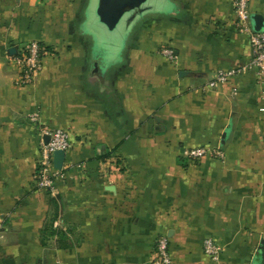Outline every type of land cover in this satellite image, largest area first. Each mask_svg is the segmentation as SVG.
Returning a JSON list of instances; mask_svg holds the SVG:
<instances>
[{
	"label": "crops",
	"instance_id": "crops-1",
	"mask_svg": "<svg viewBox=\"0 0 264 264\" xmlns=\"http://www.w3.org/2000/svg\"><path fill=\"white\" fill-rule=\"evenodd\" d=\"M248 9L264 17V0ZM94 11L92 0H0V264H153L162 235L172 264H215L207 238L224 264H264V80L201 89L250 60L232 4L162 0L108 36ZM90 32L125 39L117 60L103 61ZM31 41L43 69L22 86L7 49ZM52 129L70 148L50 192L32 175ZM192 148L223 158L184 156Z\"/></svg>",
	"mask_w": 264,
	"mask_h": 264
},
{
	"label": "built area",
	"instance_id": "built-area-1",
	"mask_svg": "<svg viewBox=\"0 0 264 264\" xmlns=\"http://www.w3.org/2000/svg\"><path fill=\"white\" fill-rule=\"evenodd\" d=\"M232 4L235 15V26L237 30L248 36L251 49L250 60L242 65L228 69L218 70L213 77L206 82L201 88L202 91L213 90L220 85L229 83L234 78L253 73L258 83L264 80V31L254 33L249 23V0H227ZM161 54L169 61L175 59L170 49H162ZM43 48L36 41L26 44L17 54L11 57V62L18 70L17 84L22 86L32 85L43 69L42 63ZM29 121H38L36 113L28 116ZM45 140L40 141V152L37 170L33 173L32 178L37 189L53 192L56 182L62 180L65 176L63 169L56 170L53 167V153L58 150L65 152L70 148V139L67 131L63 129H52L44 132ZM184 156L191 159L205 156L223 158L220 150H209L205 148H192L184 152ZM203 254L215 264H224L221 262L222 247L212 239L207 238L202 243ZM155 257L153 264H172V258L169 251L168 238L164 235L159 236L156 240Z\"/></svg>",
	"mask_w": 264,
	"mask_h": 264
},
{
	"label": "water",
	"instance_id": "water-1",
	"mask_svg": "<svg viewBox=\"0 0 264 264\" xmlns=\"http://www.w3.org/2000/svg\"><path fill=\"white\" fill-rule=\"evenodd\" d=\"M94 2V15L97 17L98 24L104 27L108 32H113L120 26L123 30L127 27L130 20L141 15L147 10L155 9L162 0H92ZM126 20L125 23L123 21ZM249 23L254 33L264 31V17L259 13L249 14ZM115 37L121 39L119 34ZM103 40L99 39V44L105 47L108 52L114 51L119 46L118 39ZM119 43V44H118ZM18 47L12 46L7 49V55L13 57L17 54ZM181 74V73H180ZM48 137H45L47 142ZM65 161V152L62 150L53 153V167L61 170Z\"/></svg>",
	"mask_w": 264,
	"mask_h": 264
},
{
	"label": "rangeland",
	"instance_id": "rangeland-1",
	"mask_svg": "<svg viewBox=\"0 0 264 264\" xmlns=\"http://www.w3.org/2000/svg\"><path fill=\"white\" fill-rule=\"evenodd\" d=\"M87 18H90V16H89V12H87V16H86ZM94 27H97V28H99L98 27V25L97 24H95L94 25ZM83 29H84V31L85 32H87L88 30H87V28H86V26L84 25L83 26ZM100 30V29H99ZM99 30L97 29V32H99ZM101 31V33L102 34H104L105 36H108V32L106 31V29L104 30L103 28H102V30H100ZM92 33H94L95 34V32H94V30L93 31H91ZM90 32V33H91ZM91 33V36H92V40L94 41V48L96 49H98V52H100V53H103V54H105L104 56H103V61L105 62V61H107L108 63H110V61L111 62H113L114 61V59H116L117 57H118V55L117 54H119V50H120V48L124 45V43H125V39H118L117 37H114V39H118V42L120 43H118L119 44V46L118 47H116L117 49L116 50H114V51H112V53H110V52H108V51H106L105 50V47L104 46H101V44H99V39H97V37L94 35V34H92ZM161 50V49H160ZM110 53V54H109ZM102 56V55H101ZM101 56H100V58H101ZM117 60V59H116ZM103 66V65H102ZM212 158H215V157H212ZM215 159H217V158H215ZM158 238V237H157ZM157 238H155V241H154V245H153V252H155V247H156V240H157ZM154 254V253H153Z\"/></svg>",
	"mask_w": 264,
	"mask_h": 264
},
{
	"label": "trees",
	"instance_id": "trees-1",
	"mask_svg": "<svg viewBox=\"0 0 264 264\" xmlns=\"http://www.w3.org/2000/svg\"><path fill=\"white\" fill-rule=\"evenodd\" d=\"M53 220L54 219H50L48 221V223H46L45 227H44V230H43V235L49 237V236H52L53 235V230H52V225H53Z\"/></svg>",
	"mask_w": 264,
	"mask_h": 264
}]
</instances>
